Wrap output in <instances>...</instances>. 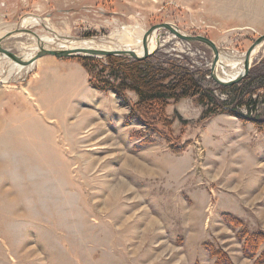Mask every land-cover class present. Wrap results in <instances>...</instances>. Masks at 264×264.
<instances>
[{
  "label": "rangeland",
  "instance_id": "rangeland-1",
  "mask_svg": "<svg viewBox=\"0 0 264 264\" xmlns=\"http://www.w3.org/2000/svg\"><path fill=\"white\" fill-rule=\"evenodd\" d=\"M164 22L212 39L228 80L264 34V0H0L2 47L20 58L89 40L142 51ZM135 27L146 39L123 42ZM160 33L154 63L206 74L204 101L144 109L94 88L83 58L97 74L108 56L0 54V264H264V85L238 104L210 47Z\"/></svg>",
  "mask_w": 264,
  "mask_h": 264
},
{
  "label": "trees",
  "instance_id": "trees-1",
  "mask_svg": "<svg viewBox=\"0 0 264 264\" xmlns=\"http://www.w3.org/2000/svg\"><path fill=\"white\" fill-rule=\"evenodd\" d=\"M106 59L107 65H103L96 74L93 67H98V64H91L90 60L95 62L99 60L93 57L83 58V65L88 71L93 87L105 91L110 89L118 95L125 90L134 91L138 94L139 104L141 107L144 106V109L164 108L170 100H178L190 95H199L201 101L205 100L206 94L210 96L209 92H204L201 86V78H205L206 74L198 76V72L191 71L182 64L170 62L169 66L165 67L162 62L154 63L153 57L135 59L108 56ZM255 81L264 85V68L252 69L238 84L218 85V87L222 89L235 87V98L238 99L239 104L242 103L243 97L245 101L246 92L250 91L248 89ZM247 103L252 105L253 99L249 98Z\"/></svg>",
  "mask_w": 264,
  "mask_h": 264
},
{
  "label": "water",
  "instance_id": "water-1",
  "mask_svg": "<svg viewBox=\"0 0 264 264\" xmlns=\"http://www.w3.org/2000/svg\"><path fill=\"white\" fill-rule=\"evenodd\" d=\"M23 29H18L15 32H20ZM162 30H167L177 36L179 39L188 42V43H203L210 47L213 51L214 57L211 66V75L212 78L219 84L222 85H232L234 83L240 82L245 78L252 66L254 55L256 54L258 48L264 43V34L261 35L254 43L250 46L245 56V62L243 67L238 71L237 74L231 77V79H225L220 76L218 73V68L222 62V56L220 50L216 43L204 35H188L182 32L177 26L172 23L164 22L157 24L150 33H148V39L146 40L147 46L142 51L136 49H103V48H81V47H72V48H63V49H50L46 48L43 45L40 50L36 51L30 58H25L17 56L16 54L5 50L2 47L1 42L9 37L13 32H10L2 37H0V54L5 56H10L18 62H32L39 59L45 55H53L57 58H69L77 56H96V57H106V56H118V57H130V58H148L156 54L161 46ZM34 33V32H33ZM37 35L36 33H34ZM38 36V35H37ZM38 39H41L40 37ZM151 45V46H150ZM28 62V63H29Z\"/></svg>",
  "mask_w": 264,
  "mask_h": 264
},
{
  "label": "bare ground",
  "instance_id": "bare-ground-1",
  "mask_svg": "<svg viewBox=\"0 0 264 264\" xmlns=\"http://www.w3.org/2000/svg\"><path fill=\"white\" fill-rule=\"evenodd\" d=\"M26 21V20H25ZM24 21V22H25ZM32 20H27L25 23L27 22H31ZM32 23V22H31ZM122 34V32H121ZM147 37V36H146ZM121 39L123 40V42L125 43H128V44H134V43H139V42H142L144 41L146 38H145V33L142 32L140 29L138 28H131V29H126L124 30L123 34L121 35ZM151 46V45H150ZM77 47H81V48H103V49H108L106 47H104L103 45L101 47H99V45L93 41V40H89V41H81L78 43V46ZM137 50V49H136ZM25 58H28L25 56ZM30 58V57H29ZM34 62V61H32ZM28 63V62H26ZM28 65V66H27ZM26 67L28 69L31 68L32 66V63L30 64H27ZM27 92V95H28V98H32V95L30 94L29 91H26ZM103 120V119H102ZM104 121V120H103ZM108 127V126H107ZM109 129V128H108ZM106 143V142H105ZM119 144V143H118ZM65 146V145H64ZM63 148V147H62ZM71 147H69V150H70ZM91 153V152H90ZM113 153V151H112ZM131 157V156H130ZM136 161V160H134ZM139 162V161H138ZM140 164V163H139Z\"/></svg>",
  "mask_w": 264,
  "mask_h": 264
},
{
  "label": "crops",
  "instance_id": "crops-1",
  "mask_svg": "<svg viewBox=\"0 0 264 264\" xmlns=\"http://www.w3.org/2000/svg\"><path fill=\"white\" fill-rule=\"evenodd\" d=\"M27 20H32L31 22H33V19H26V21H27ZM26 21H25V22H26ZM28 23H29V22H28Z\"/></svg>",
  "mask_w": 264,
  "mask_h": 264
}]
</instances>
